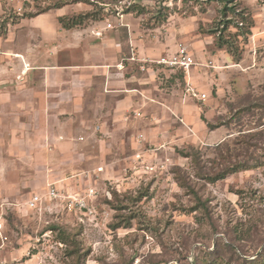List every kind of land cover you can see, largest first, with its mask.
I'll return each instance as SVG.
<instances>
[{
	"label": "rangeland",
	"instance_id": "374dc122",
	"mask_svg": "<svg viewBox=\"0 0 264 264\" xmlns=\"http://www.w3.org/2000/svg\"><path fill=\"white\" fill-rule=\"evenodd\" d=\"M63 1L0 0V38L20 16ZM182 1L69 0L68 16L87 14L86 26L99 27L83 48L111 36L122 71L114 67L110 92L95 86L82 102L52 101L49 118L0 111V264H196L217 252L242 264L224 249L233 240L240 257H264V3L239 0L255 26L234 64L208 32L217 3L155 26L160 10ZM136 5L152 12H126ZM22 41L0 40V53ZM182 47L196 61L183 79L155 64ZM189 83L207 100L190 96ZM11 93L27 104V93ZM236 163L254 168L209 180ZM51 186L77 196L95 187V220L67 200L27 204Z\"/></svg>",
	"mask_w": 264,
	"mask_h": 264
},
{
	"label": "crops",
	"instance_id": "0c3cea01",
	"mask_svg": "<svg viewBox=\"0 0 264 264\" xmlns=\"http://www.w3.org/2000/svg\"><path fill=\"white\" fill-rule=\"evenodd\" d=\"M15 3V7L23 4L22 0H15ZM72 12L64 6L32 18H21L12 22L6 37L0 38L3 42L13 40L14 43L19 37L23 40L22 47L11 48L13 50L4 47L7 49L0 53L4 55L0 60V75L13 73L9 80L0 81V111H13L14 116H21L23 112L30 117L41 114L49 118L52 101L58 102L59 108L68 97L71 101L82 102L88 88L97 86L93 92L100 88L111 91L114 67L122 71L121 50L115 49V41L109 35L90 44L93 49H84L85 38L99 27L63 28L59 18ZM136 53L134 50L133 54ZM95 80H101L102 85H96ZM11 91L27 93V96L24 94L27 104L22 105V99L20 101ZM130 98V95L124 98L125 105Z\"/></svg>",
	"mask_w": 264,
	"mask_h": 264
},
{
	"label": "trees",
	"instance_id": "16d2710c",
	"mask_svg": "<svg viewBox=\"0 0 264 264\" xmlns=\"http://www.w3.org/2000/svg\"><path fill=\"white\" fill-rule=\"evenodd\" d=\"M137 1V0H136ZM69 0L63 1L62 3L50 6L42 12L37 13V15L47 13L52 9L62 8L68 5ZM212 3H217L220 5L218 9L219 18L215 22V26H212L208 32L210 35L216 37L215 46L218 50H225L227 54L232 58L234 64H239L242 60L243 48L242 44L248 41L249 37L252 35V29L255 26V20L250 11L242 7V2L239 0H183L182 7H178L177 3L173 7H164L157 13L155 26L164 24L168 18L174 14H180L185 17H194L199 13H206L208 7ZM264 3V0H263ZM127 13H134L138 16L142 14H147L152 11H148L145 7L136 5L132 8H128ZM35 14H24L19 17H35ZM90 20L89 15L79 14L75 16H63L59 18L60 24L65 29H75L82 28L86 26L87 22ZM235 29V33L230 31L231 28ZM179 77L183 79V71H179ZM209 127L215 128L213 125L208 124ZM194 151V149H193ZM185 157H190L191 154L181 152ZM197 159L199 157H196ZM254 168V165L249 163H236L230 164L220 173L214 177H210L211 182H217L227 178L229 175L238 173L241 171H246ZM52 230H62L61 227H53ZM59 239L64 243H69L70 236L66 231H61ZM224 249L230 250L237 258L242 261V264H264V257L262 259L248 261L245 258L240 257L238 250L244 253V248L239 244L238 241L233 240L231 244H224ZM245 254V253H244ZM246 255V254H245ZM196 264H231L225 261L219 252L215 255H210L204 257L200 262L196 260Z\"/></svg>",
	"mask_w": 264,
	"mask_h": 264
},
{
	"label": "built area",
	"instance_id": "2783aa9c",
	"mask_svg": "<svg viewBox=\"0 0 264 264\" xmlns=\"http://www.w3.org/2000/svg\"><path fill=\"white\" fill-rule=\"evenodd\" d=\"M155 64L171 71H183V73L188 75L191 69L196 65V61L190 51L186 47H182L177 51L175 55L161 57L160 59L155 61ZM188 85L189 88L187 91L190 96L201 101L207 100L208 95L206 93L198 91L190 83ZM97 171L102 172L103 168H99ZM96 195L97 190L95 189V187L87 190V193L85 195L77 196L65 195L51 186L45 196L35 195L28 201L27 204L30 207H36L38 204L43 203L45 198L50 200H67L72 208L77 209L87 218L94 221L97 217V209L94 205Z\"/></svg>",
	"mask_w": 264,
	"mask_h": 264
}]
</instances>
